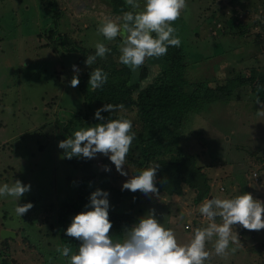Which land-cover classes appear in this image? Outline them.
Segmentation results:
<instances>
[{
  "label": "rangeland",
  "instance_id": "374dc122",
  "mask_svg": "<svg viewBox=\"0 0 264 264\" xmlns=\"http://www.w3.org/2000/svg\"><path fill=\"white\" fill-rule=\"evenodd\" d=\"M186 4L171 24L189 64L186 73L194 84L190 90L201 83L205 93L208 85L229 82L233 68L246 71L264 65V7L260 9L264 0H186ZM114 5L112 0H0V186L11 185L16 179L31 185L20 201L0 197V264H70V257L62 256L56 248L66 246L76 253L75 245L65 241L63 234L74 215L86 211L84 206L97 188L109 192V213L132 211L139 218L154 209L157 219L174 231L181 244L191 239L189 234L196 227L208 223L199 212L205 199L195 202L196 191L187 184L183 194L159 192L157 197L142 193L133 204L140 191L122 190V186L138 172L131 159L140 153L134 150L136 138L130 158L126 155L128 176L117 172L107 156L97 154L91 159V170L99 174L92 180L88 178L90 170L67 161L58 146L74 131L101 122L95 112L107 103L95 101L89 119H85L80 83L75 88L69 86L76 74L73 65L79 69L77 62L82 56L89 51L94 55L91 49L98 41L109 52L89 67L107 73L102 87L115 88V83L129 79V70L119 61L120 37L108 41L97 35L104 16L119 17L111 15L109 8ZM154 58H146L143 64L152 77L164 66ZM256 101L249 86H238L227 99L191 112L185 125L173 133H178L174 139L178 148L193 153L208 174L212 197L232 198L247 192L264 201V115H258L261 104ZM76 112H83L82 117ZM122 114L132 121L136 135L142 129L137 109L124 107ZM101 115L107 119L111 114L104 111ZM112 115L115 118L117 114ZM68 122L70 126L64 127ZM150 164L154 165L153 161ZM105 165L111 169L109 175H100ZM29 202L33 207L17 216L16 205ZM233 227L246 238L244 244L240 239L242 253L236 251L225 259L216 256L213 242H208L206 250L211 256L205 264H264V229ZM2 228L13 229L16 235L3 238ZM119 235L122 233L113 234ZM246 245L252 248L244 249Z\"/></svg>",
  "mask_w": 264,
  "mask_h": 264
},
{
  "label": "clouds",
  "instance_id": "9594fccd",
  "mask_svg": "<svg viewBox=\"0 0 264 264\" xmlns=\"http://www.w3.org/2000/svg\"><path fill=\"white\" fill-rule=\"evenodd\" d=\"M125 2L131 10L123 12L116 19L104 16L97 28V35H102L108 41L120 37V63L135 71L146 58H159L167 53L169 46H180L181 40L175 35L176 29L171 22L179 19L181 11L187 6L186 0H145L143 7L139 0ZM94 47L95 54L87 55V66H92L97 57L103 58L109 52L103 42L98 41ZM73 69L76 74L69 86L75 88L80 83L79 69L76 65H73ZM107 80V73L98 67L92 68L89 88L95 91ZM256 103L261 104L258 115H264V102L257 97ZM123 109L122 104L111 103L97 109L95 117L100 123L80 128L72 136L59 141L63 155L68 159H92L102 154L110 159L117 172L128 176L124 165L135 133L132 131V121L122 114ZM104 111L111 114L109 118L101 115ZM113 113L117 114L115 118ZM159 167V163L149 164L132 173L123 183L122 190L133 193L140 191L146 196L151 194L158 197L159 189L154 181ZM103 170L107 172L111 169L105 165ZM30 189V184L25 185L16 179L11 185L4 183L0 186V197H13L20 201ZM108 197V191L97 188L84 206L86 211L72 218L65 234L80 241L78 252L72 253L66 246L56 248L62 256L70 257V264H205L211 256L206 250L208 242H213L215 255L225 259L238 250L240 238L237 231H233L234 225L250 231L264 229V201L243 192L232 198L206 197L199 206V212L207 218L208 223L204 227H196L187 243L177 241L174 231L164 227L154 209L130 226H124L122 235L113 236L110 234L113 224L109 219ZM32 207L31 202L18 203L14 211L17 216H24ZM217 218L220 222H217ZM230 244L233 245L231 248Z\"/></svg>",
  "mask_w": 264,
  "mask_h": 264
},
{
  "label": "trees",
  "instance_id": "16d2710c",
  "mask_svg": "<svg viewBox=\"0 0 264 264\" xmlns=\"http://www.w3.org/2000/svg\"><path fill=\"white\" fill-rule=\"evenodd\" d=\"M112 1L115 4L111 6V9L109 8L112 16L120 17L123 12L131 10L130 7L125 6L124 0ZM139 3H144V0ZM121 4L124 5L123 8H119V6H122ZM141 7L143 6L141 5ZM91 51L95 52V48ZM87 55H90V51L77 62L80 69V87L86 105L85 119H89L88 114L95 101L97 103L113 102L114 104H122L124 107H135L139 115L138 119L142 122V129L135 135L137 144L134 150H139L140 153L134 158L131 157V159L135 160L138 170L148 166L151 161L154 164L159 163L160 167L156 173L157 180L155 184L160 193L183 194L184 184H187L196 191L195 202H201L206 197L210 198L212 187L208 174L198 164L197 157L193 153L178 148L179 146L174 140L178 133L174 135L173 133L185 125L191 116V112L199 108L203 109L206 103L214 100L227 99L238 86H249L256 97L264 102V65L251 66L246 71L233 68L235 72L229 78V82L222 85H208L205 93H202L201 83H196V88L190 90L194 84L191 83L186 73L189 64L185 60L182 46H169L165 55L154 58V60L164 65L154 77L150 76V70L146 66L142 65L133 71L127 65H124L123 67L129 70L128 80L120 84L115 83V88L105 90V87H102L92 91L88 84L92 68L85 64ZM99 92H101L100 95H98ZM75 115L82 117L83 112H76ZM70 124L68 122L64 124V127L68 128ZM131 147L127 157L131 153ZM139 157L142 160H139ZM66 159L75 166L90 170L88 178L91 180L99 174L91 170L93 165L91 159L83 157ZM98 163L102 164L103 162L99 161ZM100 175H109V172L103 170ZM140 193L139 196H135L133 204L142 198V192ZM83 195L82 193L81 196ZM109 219L113 224L110 230V234L113 235L122 233L124 226H130L138 218L133 215L132 211H112L109 213ZM63 237L65 241L73 243L75 251L78 252L79 240H73L70 237L68 239L66 234H63Z\"/></svg>",
  "mask_w": 264,
  "mask_h": 264
},
{
  "label": "water",
  "instance_id": "95a60500",
  "mask_svg": "<svg viewBox=\"0 0 264 264\" xmlns=\"http://www.w3.org/2000/svg\"><path fill=\"white\" fill-rule=\"evenodd\" d=\"M210 197L212 198V195ZM1 235L3 238L14 237L16 235V231L10 228H2Z\"/></svg>",
  "mask_w": 264,
  "mask_h": 264
},
{
  "label": "crops",
  "instance_id": "0c3cea01",
  "mask_svg": "<svg viewBox=\"0 0 264 264\" xmlns=\"http://www.w3.org/2000/svg\"><path fill=\"white\" fill-rule=\"evenodd\" d=\"M263 184V183H262ZM233 186H235V184L233 183ZM237 187V186H236ZM201 203V202H200ZM233 231L235 232L236 231V227H233ZM256 231V230H255ZM242 235H244V233L243 234H239V238L240 239H243L244 240V242H243V244L246 242V238H245V236L243 237ZM189 236H192L191 234H189ZM241 245H242V243L240 242V247H239V249L237 250V252H241ZM249 248V247H251L252 248V245H246L245 246V248L244 249H246V248ZM242 253V252H241ZM240 255H242V254H240ZM29 263H30V261H29Z\"/></svg>",
  "mask_w": 264,
  "mask_h": 264
},
{
  "label": "built area",
  "instance_id": "2783aa9c",
  "mask_svg": "<svg viewBox=\"0 0 264 264\" xmlns=\"http://www.w3.org/2000/svg\"><path fill=\"white\" fill-rule=\"evenodd\" d=\"M263 7H264V4L260 7V9H262ZM262 11L264 12V8L262 9ZM253 176L255 180H259V175L257 171H254Z\"/></svg>",
  "mask_w": 264,
  "mask_h": 264
}]
</instances>
